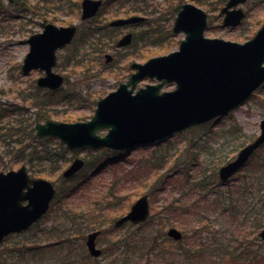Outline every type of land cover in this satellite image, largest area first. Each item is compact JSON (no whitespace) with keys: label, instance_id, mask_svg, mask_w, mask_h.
Here are the masks:
<instances>
[{"label":"rangeland","instance_id":"1","mask_svg":"<svg viewBox=\"0 0 264 264\" xmlns=\"http://www.w3.org/2000/svg\"><path fill=\"white\" fill-rule=\"evenodd\" d=\"M81 1L20 0V6H17V0L13 3L0 0V96L8 100L9 105L5 107L10 109L7 110L10 115L2 119L1 127L6 125L7 120L10 123L13 121L16 128L18 120H23L34 129L38 120L48 118L70 122L87 120L93 115L100 98L128 80L132 62L143 63L151 57L170 53L178 49L185 36L172 30L176 13L170 0H146L139 5L140 0H110L102 12L88 23L81 22ZM188 1L208 14L209 26L205 34L209 37L245 42L264 24V0H247L242 4L246 14L236 26H225L223 16L219 14L227 0ZM148 5L150 10L156 7L159 12H151ZM132 13L147 15L148 20L136 27L117 29L118 32L108 26L114 18ZM44 19L56 25L74 23L79 26L74 41L58 52L55 69L66 80L57 91L37 86L38 77L44 75L38 69L28 75L21 70L23 58L30 47L21 41L41 31L40 23ZM129 30L135 33L132 44L117 49L116 41ZM108 53L114 56L110 63H106L105 55ZM156 82L154 78L145 77L136 88ZM174 88L175 83H166L162 91ZM4 100L0 98L2 103H5ZM263 118L264 81L242 104L225 114L205 124L177 130L161 140L126 150L76 148L71 151L66 145H60L55 137L30 136L24 139L23 144H18L13 142L17 135L11 138L9 131L0 128L2 159L9 161L14 156L18 157L17 164L9 161L8 166H3L0 159V171L27 164L34 176L46 177L58 187L57 198L60 201H56L41 220L40 226L44 230L55 226L63 229L64 234L72 232L68 229L72 227L73 220L76 221L74 227L85 226L87 222L92 223L90 225L100 224L103 233L98 238V246L103 249V255L97 258L98 264H114V257L121 256L117 254L120 249H114L121 240L128 238H133L139 246L133 256L139 259L140 264H163V260L170 257L172 264H209L210 259V264H264V256L261 263L254 258L252 248L257 245H250L246 250L244 247L246 242L259 234V231L252 230L256 227L251 226L257 225L256 217H264V211L258 212L259 206L264 204V191L259 189L264 176L258 171V163L264 158V144L254 151L245 167L225 184L217 176L220 166L232 160L242 146L259 135ZM106 130L101 129L99 133L104 134ZM6 146H12L14 152H7ZM77 156L85 160L84 169L72 178L64 179L63 169ZM114 158L120 161L117 164L108 163ZM84 179L89 181L83 182ZM232 191L236 201L233 203L229 197L226 200ZM146 193L150 201L147 220L114 227L115 220L127 213L131 205ZM216 197L218 202L212 201ZM234 205L241 207L242 211L232 214L235 209L232 212L230 209L224 214L225 207ZM187 208L189 210L185 212ZM172 226L182 230L183 239L176 241L168 237L166 233ZM91 228L93 226L86 228L85 238L78 239L80 244L75 241V256L81 254V240L85 245ZM157 230L168 238L167 245L171 246L170 253L167 252L163 259L161 255L147 252L144 247V241L155 235ZM59 234L52 237L56 238ZM30 235L26 233L17 237L13 234L9 242L29 238ZM42 235L39 234V237ZM141 236L148 237L136 241ZM242 241L245 244L239 247ZM259 241V248L264 254V241ZM178 249L182 254L174 253ZM84 251L89 254L86 245ZM59 252L60 246L51 257L58 258L64 253ZM130 256L132 259L133 256ZM122 263L123 259L119 261V264Z\"/></svg>","mask_w":264,"mask_h":264},{"label":"water","instance_id":"2","mask_svg":"<svg viewBox=\"0 0 264 264\" xmlns=\"http://www.w3.org/2000/svg\"><path fill=\"white\" fill-rule=\"evenodd\" d=\"M246 0H228L222 8L224 24L235 26L245 16L244 9L237 7ZM102 0H83L82 19L94 16ZM232 8V9H231ZM177 17L174 30L186 35L180 46L166 55L156 56L145 63L135 62L137 68L129 81L101 98L94 115L87 121L63 122L58 120L38 121L40 137L57 136L69 147L127 148L137 143L165 138L177 130L204 123L243 103L264 81V24L256 35L245 42L210 38L204 35L207 28V13L192 3L175 7ZM144 17L119 18L111 24L137 22ZM44 30L31 35L23 43L30 44L23 63V71L34 68L45 71L38 79L40 86L58 89L65 77L55 72L57 50L69 44L76 34L77 26H57L45 20ZM132 41L128 33L118 41L124 46ZM108 61L111 55H107ZM156 77L159 82L147 84L134 93L142 78ZM176 82L174 90L162 91L166 82ZM129 85H132L129 88ZM108 128L105 135L97 130ZM264 142V119L261 133L245 145L237 157L220 168V177L228 179ZM84 160L77 158L64 171L69 177L80 169ZM27 187V190L25 188ZM56 193L54 184L46 178L30 177L26 165L18 170L0 174V243L10 232L21 231L40 219L50 208ZM28 200L23 204V200ZM149 215L148 195L141 196L130 211L117 219L119 226L126 221L140 222ZM100 231L88 234L86 244L93 256H100L96 238ZM175 239L182 237L176 227L168 230ZM264 239V228L261 231Z\"/></svg>","mask_w":264,"mask_h":264},{"label":"trees","instance_id":"3","mask_svg":"<svg viewBox=\"0 0 264 264\" xmlns=\"http://www.w3.org/2000/svg\"><path fill=\"white\" fill-rule=\"evenodd\" d=\"M10 1L13 3V0H10ZM176 1L180 2L183 0H170L172 5L176 3ZM19 4H20V0H17L16 5L20 6ZM139 4H142V3H139ZM18 121H19L18 128L14 127L12 124L13 121L12 123H10L9 120L6 126L0 127V128L4 129L7 132L9 131L8 133L11 138L13 137L12 135H17V138L13 140V142L15 143L17 142L18 144H23L24 139H29L30 136H32L33 138H36V135L34 134V129L30 125L27 126L26 122L23 120H18ZM23 122H25V124H23ZM25 132L27 133L26 135H25ZM59 143L60 145H63V143L61 142ZM258 166H259L258 171L264 176V158L261 159V161L258 163ZM84 181L87 182L89 180L84 179L83 182ZM259 189L260 191H264V179H262ZM70 192L71 191L66 193V197L70 194ZM107 196H109L108 193H107ZM234 196H235V193L234 191H232V194L226 196V200H228V197H229L232 203L236 202ZM260 199L263 200L262 198ZM238 200H241V198H239ZM56 201L59 203L60 200L57 198ZM212 201L218 202L217 197L213 199ZM234 206L235 207H225L224 212L230 211V209H231V212L233 211V209H235V211L232 212V214H236L237 213L236 211H242L241 207L238 208L237 205H234ZM172 207H174V205H172ZM175 208L176 207H174V209ZM244 208L245 207H243V211H244ZM188 210L189 208L185 209V212H187ZM262 211H264V204L259 206L258 212H262ZM220 217L221 216H216V218H220ZM255 220H257V225H251V226H255L256 229L252 228V230L254 232H258L259 229L264 225V217L262 218V216L258 215ZM74 222L76 221L73 220L71 223L72 227L68 229L69 231L72 230V232H69L66 234H64L65 231H63V229L55 227V226H50L49 228L47 229L45 228L44 230V228L41 227L40 224L38 223L32 226L27 231L17 234V237H18L21 235H25L26 233H29L31 234L29 238L24 237V238H21V240H16L12 242H9V239H7L2 245H0V259H1L0 264H30L31 262H32L31 264H98L97 258L91 257L88 253L84 251L85 245L82 240H81V246L83 247V250L80 255L75 256L74 252L76 251V246L74 244H75V241L78 240L79 238L80 239L81 237L85 238L86 228L89 229V227L93 226V228H91L92 230V229L100 228L101 225L97 223H95L94 225H90L92 223L87 222L85 226L74 227L75 226L73 224ZM159 231L160 230H157L155 235L150 236L148 240H145L147 239L148 236H141L140 239H137L136 241L145 240L144 242H146V244L144 247L147 249V252H150L152 255H156V256L161 255V258L163 259V257L166 255L167 252L170 253L171 246L167 245L168 241L166 240H168V238L165 237L164 234ZM41 233L43 234L42 235L43 237H39V234ZM56 233L57 234L60 233V234L58 237L53 238L52 236H56ZM32 235H38V237L35 238V236H32ZM259 240H260L259 235H255V237L251 241L246 242V244L244 241H242L239 247H242L245 244L244 247L246 250L250 245L252 246L257 245L256 248H252V251L254 252L253 253L254 258L258 259L259 263H261L263 259L262 257L264 256V254L259 248L260 246ZM133 241H135L133 238H128V239H123L119 242V245L114 250L117 251L120 249V251L117 254L121 256L114 257V260H115L114 264H119V261L121 259H123L122 264H126L128 259H129L128 264H140L139 259H134V256H133V253L137 251L139 248V246L136 245ZM77 242L80 244L79 240ZM58 246H60V251L64 253L62 254L61 252H59L62 255L58 258L51 257V255L53 254V252L56 250ZM2 248H4V250H2ZM178 250L179 251L174 250V253L176 255L179 253L182 254L181 249H178ZM130 254L133 256L132 259H130L131 257ZM141 257H142V253H141ZM170 258H165L163 260V264H172V261L170 260ZM186 260L187 259H185V261ZM211 260L212 259L209 260V264L211 263ZM176 262L177 260L175 261V263ZM184 263L190 264L188 262L187 263L184 262Z\"/></svg>","mask_w":264,"mask_h":264},{"label":"flooded vegetation","instance_id":"4","mask_svg":"<svg viewBox=\"0 0 264 264\" xmlns=\"http://www.w3.org/2000/svg\"><path fill=\"white\" fill-rule=\"evenodd\" d=\"M129 26H131V25H129ZM129 26H128V27H129ZM9 161H10L11 164H13V163H14V164L17 163V156H14V157H13L12 159H10ZM9 161H8V160H6V161L3 160V163L5 164V166H8L7 164H8Z\"/></svg>","mask_w":264,"mask_h":264}]
</instances>
